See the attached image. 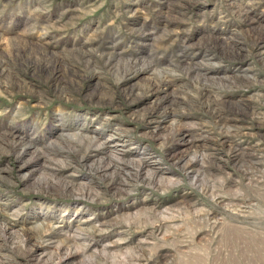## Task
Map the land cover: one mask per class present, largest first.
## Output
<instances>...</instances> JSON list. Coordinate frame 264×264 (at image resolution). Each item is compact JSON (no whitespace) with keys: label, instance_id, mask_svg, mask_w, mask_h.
<instances>
[{"label":"rangeland","instance_id":"374dc122","mask_svg":"<svg viewBox=\"0 0 264 264\" xmlns=\"http://www.w3.org/2000/svg\"><path fill=\"white\" fill-rule=\"evenodd\" d=\"M0 264H264V0H0Z\"/></svg>","mask_w":264,"mask_h":264},{"label":"bare ground","instance_id":"6f19581e","mask_svg":"<svg viewBox=\"0 0 264 264\" xmlns=\"http://www.w3.org/2000/svg\"><path fill=\"white\" fill-rule=\"evenodd\" d=\"M69 248V247H68ZM75 252V251H74ZM71 253H73V252H71Z\"/></svg>","mask_w":264,"mask_h":264}]
</instances>
